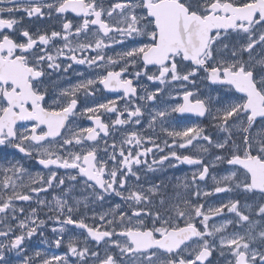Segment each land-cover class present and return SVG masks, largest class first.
<instances>
[{
    "label": "snow or ice",
    "instance_id": "obj_1",
    "mask_svg": "<svg viewBox=\"0 0 264 264\" xmlns=\"http://www.w3.org/2000/svg\"><path fill=\"white\" fill-rule=\"evenodd\" d=\"M53 18L59 30L29 26ZM53 77L69 83L50 91ZM100 91L118 95L87 102ZM194 141L196 155L181 151ZM181 164L194 170L171 190L148 178ZM37 234L65 250L30 251ZM214 253L264 264V0H0V264H216Z\"/></svg>",
    "mask_w": 264,
    "mask_h": 264
},
{
    "label": "flooded vegetation",
    "instance_id": "obj_2",
    "mask_svg": "<svg viewBox=\"0 0 264 264\" xmlns=\"http://www.w3.org/2000/svg\"><path fill=\"white\" fill-rule=\"evenodd\" d=\"M69 18L70 19H74V22H76V20L78 18H74V15L73 14H69ZM30 27H48L50 29H56V30H59V27H60V23L58 20H56L55 18L51 19V20H46L44 22H35L33 24H30L29 25ZM119 50V49H117ZM109 54H111V52H109ZM74 68L76 69V72H83L84 75L86 77L88 76H91L93 75V72L92 70H89L87 69L85 66L83 65H74ZM76 72H73L70 70V77H71V83H75L76 81H78L79 79H81V77L77 76L76 75ZM69 83V79L67 77H61L60 79H57L56 77H53L52 78V82L48 85L50 91H54L56 90L58 87H64V86H67ZM146 84H148L147 81H145ZM148 87L151 88L152 85L148 84ZM201 90L202 92H205L207 93V89L204 88V85L201 84ZM118 94L117 93H107V92H104V91H100L97 93L96 97L94 98H90L87 102L88 103H93V102H104L106 99H111V98H115ZM163 96V94H162ZM163 98L168 101V97L167 96H163ZM169 103H171L172 101H168ZM122 103V102H121ZM113 119L115 118L114 116L112 117ZM145 119L147 120V112L145 114ZM108 120V117L105 116V121L107 122ZM171 120L175 122L176 126L178 127H183L189 123H200L202 124L206 131L215 135V130L211 127L210 125V121L209 119L207 118H197V117H180L176 114H173V116L171 117ZM78 123L83 125V126H92V121H89L87 120L86 118H79L78 119ZM113 131V136L114 138L119 141L120 139V136H121V133L117 130H112ZM157 131H159V129H157ZM111 142V140L109 141ZM194 145L196 147L192 148L190 151H186V150H181V151H185V154H192V155H196L197 152H196V148L199 147V144L198 142L194 141ZM4 151H6L7 153H13L15 150L11 149V148H7L5 149ZM9 158H19V156H15V157H9ZM207 160H210L211 157L208 156L206 157ZM26 166L29 167L30 171L33 172V174L35 172H38V171H42L41 167L40 166H37L35 165L34 161H27L26 162ZM223 165H221L220 169H215V170H212L210 169V175L211 173L215 172L217 174H219L221 172V170L223 169ZM179 170H182V171H186L187 175H190V173L194 170V166H189V165H186V164H181L179 165V167H176V168H172V167H168L162 171H159V172H156V173H149L148 174V178L150 180H153L155 181L156 183H160V181L163 179V178H170V176H174L176 177L177 176V173ZM207 183H209V187H211L212 185V181L211 179L209 178V180L207 181ZM41 196L43 197L44 194L41 193ZM221 196H227L226 194H219V196H213V197H210V198H215L217 200H219L221 198ZM50 199V197H49ZM116 202H119L118 201V198H117V201ZM50 226V225H49ZM80 230L78 229H74L71 234L72 235H75L79 232ZM44 237H46L48 240H51L53 237H52V233L50 231H45L44 233ZM66 238H67V235H66ZM33 239H36L37 241H40L42 242V237L39 236V234H37V236L33 237ZM90 246H93L91 243H90ZM43 247L46 248L47 250H54L56 254H59V253H62L65 249L62 247L61 249H56L54 248L50 243H44L43 244ZM74 259V258H72ZM213 259L216 260V255L214 253L213 255Z\"/></svg>",
    "mask_w": 264,
    "mask_h": 264
},
{
    "label": "rangeland",
    "instance_id": "obj_3",
    "mask_svg": "<svg viewBox=\"0 0 264 264\" xmlns=\"http://www.w3.org/2000/svg\"><path fill=\"white\" fill-rule=\"evenodd\" d=\"M221 166H219L217 169H220ZM185 176H188L186 171H182V170H179L178 173H177V176L174 177V176H170V178L166 179V178H163L162 180L169 185V190H171V187L172 185H174L177 181V178H182V177H185ZM207 187H209V183H207L206 185ZM210 188V187H209ZM229 198L228 196H221V198L219 200L215 199V198H207L208 199V202L210 204H213L215 205L216 203H218L221 199H227ZM246 198L244 197H241V201L242 203H244ZM251 202V201H249ZM230 218V217H229ZM43 244H44V238L42 239V242L40 241H37L36 239H32L31 241L28 242V247H29V250L31 251L34 247H38L42 252L44 253H47V254H53L55 253L54 250H47L46 248L43 247ZM216 255V254H215ZM222 260L223 258L221 257H218L216 255V264H222Z\"/></svg>",
    "mask_w": 264,
    "mask_h": 264
}]
</instances>
